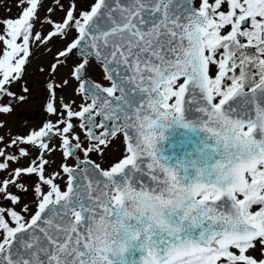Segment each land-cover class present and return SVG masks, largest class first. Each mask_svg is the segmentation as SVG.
<instances>
[{
    "label": "snow or ice",
    "instance_id": "1",
    "mask_svg": "<svg viewBox=\"0 0 264 264\" xmlns=\"http://www.w3.org/2000/svg\"><path fill=\"white\" fill-rule=\"evenodd\" d=\"M17 6L20 14L2 22L0 98L15 96L9 89L25 72L30 41L75 30L51 72L79 55L71 77L82 102L58 101L59 85L49 82L46 112L56 119L10 143L0 136V198L22 205L0 206V264H264V0H94L83 11L73 3L62 21L48 19L45 36L33 32L42 0ZM57 9L62 0L47 12ZM91 60L108 86L87 78ZM172 124L211 143L169 166L158 145ZM118 134L124 154L104 169L89 154L103 155ZM55 138L75 165L46 174ZM21 145L38 155L11 168L30 156ZM13 146L18 154L6 151ZM33 174L34 212L11 190L27 193L22 178ZM132 250L139 261L127 259Z\"/></svg>",
    "mask_w": 264,
    "mask_h": 264
},
{
    "label": "rangeland",
    "instance_id": "2",
    "mask_svg": "<svg viewBox=\"0 0 264 264\" xmlns=\"http://www.w3.org/2000/svg\"><path fill=\"white\" fill-rule=\"evenodd\" d=\"M69 1H71V3L77 2L78 6H80V11L88 10L89 6L94 2V0H67V5ZM51 2L52 0H47L46 5L50 4ZM17 4L18 0H0V34H2L3 30V20L7 18H16L20 14L21 9L17 6ZM45 10L46 7L43 6L42 11L45 12ZM62 13H64V11H62ZM41 17L42 13L39 11L37 22L34 25L33 32H40L42 36H45L52 29L46 25V19ZM75 35L76 33L74 30L68 35V37H54L47 44L30 41L31 55L29 58V62L26 65L25 72L21 79L14 82L9 89L15 94V96L18 97L20 95H25L27 98L22 102L18 101V103L14 105V108H12L13 110L11 113H0V123L5 125L0 128V136L4 137L5 143H10L11 138L15 137L16 135H26L30 130L39 128L44 122L49 119H56V117L50 116L46 112V99L48 97V91L46 88L47 83L51 82L54 85H59L56 93L58 101L60 99H63L64 102L74 101V107L75 105H78L82 102L81 96L75 91V89L78 87L79 82L71 77V70L80 60L79 58H77L76 56L72 57L65 61L63 66H58L55 73L51 72V65L56 62L55 57L58 50H62ZM3 48L4 45L2 44V42H0V54H2ZM41 69H43V71H41ZM211 69V74L214 76L217 68L215 66H212ZM87 74L92 81L100 83L104 86L109 85V82L104 79V73L101 70V67L94 61H90V66H88L87 68ZM66 79L69 80V84L64 85L63 81ZM24 88H28L29 92L25 93L23 91ZM3 105L6 104L2 103V106ZM19 112L21 115L19 114ZM74 123H77L78 125L79 122L74 121ZM76 132L78 134H81V139L85 141L86 138L83 136L78 126L76 128ZM59 145L60 140L58 138H55L50 144V146H56V151L46 155V158L50 161V166H47L46 174L60 171V165L63 160V155ZM3 146V144H0V147ZM14 147L7 148L6 151L11 153ZM124 149V139L122 136H118L113 139L112 143L107 148L104 149L103 155L97 153V155L95 154L92 156L96 158V160H98L103 165V167L109 168L114 162H117L120 158H122ZM35 150L36 151L33 156L36 157L38 155V150L36 148ZM26 160L19 163L20 167H24L26 163L29 162L28 159ZM9 163L11 168H14L16 166V164L13 162ZM5 176V172H0V179L5 178ZM22 182L25 183L28 188L34 189L35 184L38 183V177L33 174V177L30 180H27L24 176L22 178ZM58 182L63 188L64 180H60L58 178ZM43 187L45 190H47V186ZM13 189L14 188H11L12 191ZM27 193L30 192L28 191ZM20 195L21 198L25 197L26 199H35L34 191L30 194L22 193ZM0 200L5 205L11 204L10 201H5L2 198H0ZM252 254L257 258H261L260 251H254L252 252Z\"/></svg>",
    "mask_w": 264,
    "mask_h": 264
},
{
    "label": "water",
    "instance_id": "3",
    "mask_svg": "<svg viewBox=\"0 0 264 264\" xmlns=\"http://www.w3.org/2000/svg\"><path fill=\"white\" fill-rule=\"evenodd\" d=\"M198 114H188L189 119H195ZM167 138L158 145V155L165 158V163L175 166L178 160H191L206 144L211 143L207 134L199 129L185 128L179 124H172L166 132ZM141 253L132 250L127 254L129 261H139Z\"/></svg>",
    "mask_w": 264,
    "mask_h": 264
},
{
    "label": "flooded vegetation",
    "instance_id": "4",
    "mask_svg": "<svg viewBox=\"0 0 264 264\" xmlns=\"http://www.w3.org/2000/svg\"><path fill=\"white\" fill-rule=\"evenodd\" d=\"M210 2H212V0H210ZM59 15V17H57V16H55V15ZM48 16H49V18L52 20V21H54V22H60V21H62V18H63V16L62 15H60V13H58V9L55 11V12H53L52 14H48ZM54 17V18H53ZM49 18H47V20L49 19ZM75 165V162H74V164L72 165V166H74Z\"/></svg>",
    "mask_w": 264,
    "mask_h": 264
}]
</instances>
